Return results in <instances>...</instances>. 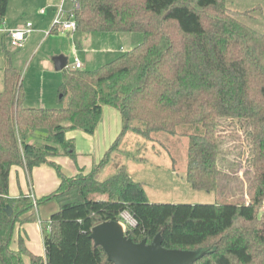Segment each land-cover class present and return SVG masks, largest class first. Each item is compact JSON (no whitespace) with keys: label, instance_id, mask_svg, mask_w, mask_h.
Here are the masks:
<instances>
[{"label":"trees","instance_id":"obj_1","mask_svg":"<svg viewBox=\"0 0 264 264\" xmlns=\"http://www.w3.org/2000/svg\"><path fill=\"white\" fill-rule=\"evenodd\" d=\"M77 2V32L140 33L142 42L96 69H64L58 107L50 109L24 106L21 74L5 54L0 263L24 264L25 256L29 264H112L95 245L91 229L117 223L127 212L135 222L124 231L127 239L151 244L159 237L162 249L182 254L184 264H264V33L228 9L225 0ZM7 7L8 0H0V28ZM103 106L119 112V136L90 173L63 176L49 158L60 150L74 161L73 143L66 141L65 132L93 134ZM127 133L146 141L158 135L186 138L185 181L192 190L207 193L217 190L227 138L237 140L241 133L252 175L248 202H150L143 184L133 181L124 165L97 180ZM31 138L41 142L30 143ZM42 164L52 166L60 178L59 188L42 199L58 205L43 231L44 259L30 253L21 238L17 249L11 248L16 224L34 214L29 198L8 199L10 169L24 166L30 175ZM95 194L100 197L93 198Z\"/></svg>","mask_w":264,"mask_h":264},{"label":"rangeland","instance_id":"obj_2","mask_svg":"<svg viewBox=\"0 0 264 264\" xmlns=\"http://www.w3.org/2000/svg\"><path fill=\"white\" fill-rule=\"evenodd\" d=\"M225 4L228 9L240 13L239 16L246 24L256 27L261 33H264V0H225ZM60 7L63 20L72 11L73 3L70 0L65 2L52 0L50 3L46 0L38 1L36 4H30V14L36 17L35 20L39 23L43 22V26L47 28L49 24H53ZM11 9L5 15V24L7 19L10 22L18 18L17 11ZM41 10L45 12L44 16H40ZM252 15V21L246 22ZM27 22L33 25L31 19H28ZM33 26L35 27V25ZM48 32L49 30L46 33ZM33 35L30 40L28 37L26 38L24 49L16 50L10 46L7 37L0 34V79L3 63H6L5 54H8L12 66L21 74L22 91L28 103L27 106L56 108L58 107L57 86L61 82V74L53 68H45L43 62L49 61L50 63L53 56L62 55L56 53L59 48H62L65 52L64 56L69 59L70 63L73 56L70 53V46L74 39L63 40L59 37L43 42ZM127 35L129 34H124V36ZM132 37L133 40L130 43L132 48L141 44L142 35L140 33H132ZM105 60L109 61H103L100 63L101 65H94L90 69L102 66L112 59ZM107 109L117 114L121 129L119 112L110 107ZM38 141L41 142V140ZM187 145L188 141L183 137L158 135L154 141H146L132 133H127L119 141L117 149L111 153L106 167L96 175V178L100 181L104 180L124 165L130 178L143 184L150 202L172 204H241L248 202L252 192V175L247 163V147L241 133L237 140L227 138L219 161L221 174L217 190L214 192H197L187 185L184 176ZM173 172H176L177 175L174 176ZM92 197L99 198L100 196L95 194ZM122 215H125V212Z\"/></svg>","mask_w":264,"mask_h":264},{"label":"crops","instance_id":"obj_3","mask_svg":"<svg viewBox=\"0 0 264 264\" xmlns=\"http://www.w3.org/2000/svg\"><path fill=\"white\" fill-rule=\"evenodd\" d=\"M38 1L43 0H8L7 12L12 8L11 10H16L19 15L17 20L9 22L7 19L6 24L4 22V24L0 28V34L6 36L9 41L6 31L23 27L26 23H28V19H31L35 27L32 25L33 31L29 34L30 36H27L29 40L32 38L33 34L36 39L40 38V40L43 42L47 39L50 40L59 37H61V39L63 40L74 39V42H71L72 45L70 46V53L73 54L72 60L69 63V59L67 58L66 65V68L71 69L75 57L80 62L82 70H92L90 68L94 65H101L100 63H103V61H109L105 59H112L110 60L111 62L123 53L132 49V44H130L133 40L132 34L124 36V34L121 33L86 34L77 31L61 32L59 30H56L55 28L51 30V24H49L47 28H45V26H43V22L39 23V21L35 20L36 17H33L30 14V4H36ZM46 1H48L49 3L52 2V0ZM41 11L39 12L40 16H44L45 12ZM252 17L253 15L246 22H251ZM65 18L66 16L64 17V19ZM251 28L260 32V30H258L256 27ZM47 30H49L48 33H46ZM71 34H73L72 37ZM24 46L25 43L21 50L24 49ZM56 53L64 55L65 52L62 48H59ZM25 55L27 54L25 53ZM43 63L45 65V68H53V70H55L54 64L51 60L50 63L49 61H44ZM4 67L5 62L3 63L2 77L0 79V92L3 88ZM62 71L56 72H60L61 74ZM21 85L23 90V81L21 82ZM23 103L25 107H35L29 105L27 106L28 103L26 102L25 95ZM38 107L42 106L40 105ZM107 107L108 106L102 107L101 118L93 134L89 135L78 129L67 130L65 132L66 141H71L73 143V149L76 155L75 160L73 161L68 156L62 154L60 150L59 154L49 158V161L53 162L59 167L60 172L63 176L69 178L75 176L79 172H82L83 174L90 173L93 167L100 163L104 155L110 150L113 143L116 141L121 132L122 126L120 129L117 120V114L114 111H109L110 109H107ZM29 142L36 143L39 141L37 139L31 138ZM8 186V199L10 200V202L17 200L21 196H25L28 198L31 195H33L34 198L38 201V216L32 215L30 216V219L28 221L16 224L13 231V241L11 248L16 250L17 241L19 238H21L23 241V245L30 253L44 259L45 252L43 246V234L41 231V227L37 222V219L39 218L43 221H48L50 216L58 210V205L54 200L42 202V199L53 194L59 188V175L56 170L48 164H42L38 167H34L30 175H28L24 166H13L10 169ZM146 196L149 200L147 193ZM28 214H26L25 216H27ZM25 216H23L22 218H26ZM23 261L24 264H29V260L25 256L23 257Z\"/></svg>","mask_w":264,"mask_h":264},{"label":"water","instance_id":"obj_4","mask_svg":"<svg viewBox=\"0 0 264 264\" xmlns=\"http://www.w3.org/2000/svg\"><path fill=\"white\" fill-rule=\"evenodd\" d=\"M55 71L66 68L67 57L56 55L51 58ZM11 216L12 209L6 208ZM91 238L96 246H100L112 264H184V256L176 252L162 249L159 237L151 244L145 241L133 243L124 236V230L117 223H101L91 229Z\"/></svg>","mask_w":264,"mask_h":264},{"label":"built area","instance_id":"obj_5","mask_svg":"<svg viewBox=\"0 0 264 264\" xmlns=\"http://www.w3.org/2000/svg\"><path fill=\"white\" fill-rule=\"evenodd\" d=\"M66 0H62V2H65ZM73 3V8L72 11L70 12L69 15L66 16L65 20L61 19L62 16V11H61V7L58 11V13L56 14L54 20H53V24L52 27L55 28L56 30H59L61 32H65V31H71L74 32L75 30V23H74V13L75 11H77V9L79 8L78 6V2L77 0H70ZM43 12V11H41ZM33 31L32 29V24L31 23H26L23 27L20 28H16V29H10L7 30V36L9 38V43L10 46L16 50H19L23 47L27 36ZM72 69L74 70H80L81 69V64L78 61V59L75 57L73 60V65H72ZM31 200L32 203V212L35 216H38V204H37V200L34 198L33 195L28 197ZM124 213V212H123ZM38 224L41 227V231L43 234V231H45V229H49V220L48 221H43L41 219H37ZM45 223V225L43 226V224ZM122 229L125 231L128 227H133L135 225L134 220L132 219V217L125 212V215H120V221L118 222ZM44 235V234H43Z\"/></svg>","mask_w":264,"mask_h":264}]
</instances>
